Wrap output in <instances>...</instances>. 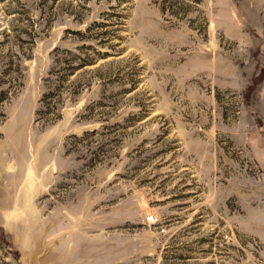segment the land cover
<instances>
[{
  "label": "rangeland",
  "instance_id": "374dc122",
  "mask_svg": "<svg viewBox=\"0 0 264 264\" xmlns=\"http://www.w3.org/2000/svg\"><path fill=\"white\" fill-rule=\"evenodd\" d=\"M0 264H264V0H0Z\"/></svg>",
  "mask_w": 264,
  "mask_h": 264
},
{
  "label": "built area",
  "instance_id": "2783aa9c",
  "mask_svg": "<svg viewBox=\"0 0 264 264\" xmlns=\"http://www.w3.org/2000/svg\"><path fill=\"white\" fill-rule=\"evenodd\" d=\"M145 221L148 223L154 222V217L152 215L146 216Z\"/></svg>",
  "mask_w": 264,
  "mask_h": 264
}]
</instances>
